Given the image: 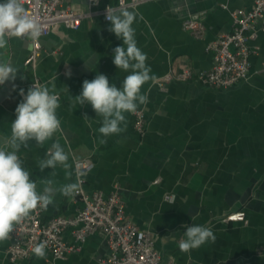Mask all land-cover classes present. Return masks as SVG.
I'll list each match as a JSON object with an SVG mask.
<instances>
[{"label":"crops","instance_id":"crops-1","mask_svg":"<svg viewBox=\"0 0 264 264\" xmlns=\"http://www.w3.org/2000/svg\"><path fill=\"white\" fill-rule=\"evenodd\" d=\"M253 1L157 0L129 9L137 14L133 24L137 46L147 54L146 64L155 76L142 88L148 97V103L139 106L146 114L145 129L137 134L131 114H126V131L100 144L102 118L90 104L72 103V96H78L83 81L97 73L117 87L129 74L113 63V50L123 41L108 30L110 22L102 14L118 0H100L92 9L86 0H65L64 7L89 15L76 30L57 25L40 37L42 53L34 67L24 65L30 40L12 38L0 49V61L19 67L15 80L0 85V144L10 135L15 109L23 100L21 90L26 94L29 84L38 80L61 98L57 115L62 129L43 146L31 141L19 152L38 189L46 178L54 179L57 188L75 182L73 161L90 159L93 168L85 176V191L116 193L128 220L153 236L162 263L264 264V32L251 43V68L237 85L223 90L197 82L172 83L164 92L155 87L169 72L185 67L208 70L212 64L208 45L231 31L232 13L248 10ZM189 18L203 23L200 39L183 29ZM55 141L69 154L71 168L58 167L51 176L52 169L40 172L37 164ZM76 209L71 197L57 193L42 218L73 216ZM238 212L244 213V222L223 221ZM186 224L209 227L216 242L181 252L178 243ZM63 238L74 245L70 230ZM8 243L0 242V264H97L109 253L99 233L62 259L46 252L43 259L33 255L10 262Z\"/></svg>","mask_w":264,"mask_h":264},{"label":"clouds","instance_id":"clouds-1","mask_svg":"<svg viewBox=\"0 0 264 264\" xmlns=\"http://www.w3.org/2000/svg\"><path fill=\"white\" fill-rule=\"evenodd\" d=\"M136 19L137 14L124 7L123 0H120V6L109 5L106 9V20L110 22L108 30L123 41L121 46L113 50L114 65L129 73L122 80L121 86L117 87L115 83H110L106 75L97 73L94 79L83 81L78 96H72V103L80 106L90 104L96 116L102 118L98 128L102 137L99 139L100 144L107 143V137L126 131V114H134L139 106L148 103L142 88L155 79L151 67L146 64L147 54L137 46L133 27ZM42 30L41 23L24 7V0L0 2V49L8 47L12 38L36 41L41 37ZM18 70L19 67L11 61H0V85L15 80ZM21 94L23 100L15 109L10 135L0 144V242L10 240L17 226L29 219L33 210L40 208L46 211L50 205H54L57 193L72 197L80 189L79 182L64 183L57 188L51 178H46L44 187L38 189L36 181L31 179L19 152L27 148L31 141L43 146L62 130L57 115L61 98L46 85H33L26 94L21 90ZM84 118L89 117L85 115ZM69 160L64 147L55 141L44 157L38 160L37 166L40 172L52 169L51 176H55L58 167L63 170L71 168ZM68 176L70 178V173ZM183 227L186 229L184 238L178 243L183 253L216 242L215 234L205 225L186 224ZM46 249L47 242L42 241L33 247L32 253L43 259L46 257Z\"/></svg>","mask_w":264,"mask_h":264},{"label":"built area","instance_id":"built-area-1","mask_svg":"<svg viewBox=\"0 0 264 264\" xmlns=\"http://www.w3.org/2000/svg\"><path fill=\"white\" fill-rule=\"evenodd\" d=\"M65 0H24V7L42 25L41 37L47 36L57 25L76 30L89 13L77 12L64 7ZM88 9L99 4L96 0H86ZM157 0H123V6L133 9L138 5ZM120 6V0L113 7ZM106 9L102 11L106 20ZM107 21V20H106ZM182 27L195 38L203 37L205 27L195 19H186ZM260 32H264V0H254L248 10L232 13L230 32L222 33L208 45L212 54L211 67L206 71H195L185 67L178 72H169L155 82V87L164 92L172 83L197 82L213 89H229L243 81L249 74L253 53L251 43ZM31 48L24 61L25 66L34 67L42 53L39 39L31 41ZM40 85L38 80L29 84ZM133 130L141 135L146 124L144 109L138 108L131 114ZM72 172L75 182H79V191L71 197L77 205L73 216L54 215L43 219L44 210H33L29 219L17 226L8 240L6 254L10 262L27 259L34 254L33 247L47 242L48 252L53 259H62L79 249L93 234L103 236L109 253L100 257L97 264H174L162 263L160 253L154 247L151 233L139 230L126 215L125 207L116 193L103 195L101 192H87L84 189L85 176L93 168L90 159L74 160ZM158 180L154 181L157 183ZM224 222H244V213L230 214ZM70 230L74 245L64 241L63 234Z\"/></svg>","mask_w":264,"mask_h":264}]
</instances>
